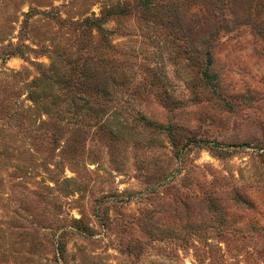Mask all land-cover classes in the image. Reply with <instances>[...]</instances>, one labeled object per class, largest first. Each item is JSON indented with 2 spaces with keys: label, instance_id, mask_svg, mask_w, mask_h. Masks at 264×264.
<instances>
[{
  "label": "rangeland",
  "instance_id": "1",
  "mask_svg": "<svg viewBox=\"0 0 264 264\" xmlns=\"http://www.w3.org/2000/svg\"><path fill=\"white\" fill-rule=\"evenodd\" d=\"M0 264H264V0H0Z\"/></svg>",
  "mask_w": 264,
  "mask_h": 264
},
{
  "label": "trees",
  "instance_id": "2",
  "mask_svg": "<svg viewBox=\"0 0 264 264\" xmlns=\"http://www.w3.org/2000/svg\"><path fill=\"white\" fill-rule=\"evenodd\" d=\"M86 25L88 26H91V27H96L98 28L100 31H105L103 28H102V21L103 19L102 18H95V19H86L84 20Z\"/></svg>",
  "mask_w": 264,
  "mask_h": 264
}]
</instances>
